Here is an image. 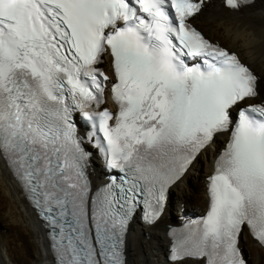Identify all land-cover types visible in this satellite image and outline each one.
I'll return each mask as SVG.
<instances>
[{"label": "snow or ice", "instance_id": "6c2138e0", "mask_svg": "<svg viewBox=\"0 0 264 264\" xmlns=\"http://www.w3.org/2000/svg\"><path fill=\"white\" fill-rule=\"evenodd\" d=\"M203 3L0 0V161L45 221L56 264H125L132 213L155 222L169 189L222 136L209 210L170 231V264H246L245 228L264 246L258 77L188 23ZM107 85L115 112L101 107ZM74 111L101 134L100 183Z\"/></svg>", "mask_w": 264, "mask_h": 264}, {"label": "bare ground", "instance_id": "6f19581e", "mask_svg": "<svg viewBox=\"0 0 264 264\" xmlns=\"http://www.w3.org/2000/svg\"><path fill=\"white\" fill-rule=\"evenodd\" d=\"M193 21L208 37L236 52L252 67L258 75V99L264 100V0H254L239 9L225 7L222 0H208ZM225 138L220 137L203 150L182 179L169 189L164 210L153 224L137 218L130 223L124 244L125 264H170L166 260L167 229L204 214L208 177L222 147L220 142ZM89 173L96 183L101 182L104 170L94 154ZM167 217L177 221L172 225L165 223ZM239 244L246 264H264V248L245 230L239 236ZM0 264H56L48 231L3 161H0Z\"/></svg>", "mask_w": 264, "mask_h": 264}, {"label": "rangeland", "instance_id": "374dc122", "mask_svg": "<svg viewBox=\"0 0 264 264\" xmlns=\"http://www.w3.org/2000/svg\"><path fill=\"white\" fill-rule=\"evenodd\" d=\"M247 64H248V63H247ZM248 65H249V64H248ZM263 87H264V86H263ZM263 87H262V88H263ZM263 92H264V89H263ZM206 176H207V175H206ZM172 193H173V191H172ZM171 201H172V200H171ZM172 202H173V201H172ZM172 205H173V206H172V209H173L175 204L172 203ZM173 214H175L174 211H173ZM175 215H176V214H175ZM167 218H168V219L165 221V223H171V225H172V223H174V222L177 221V220L170 221V220H169L170 217H167ZM177 218L179 219V217H177ZM165 223H164V224H165ZM245 250H246V249H245ZM125 254H126V250H125Z\"/></svg>", "mask_w": 264, "mask_h": 264}, {"label": "trees", "instance_id": "16d2710c", "mask_svg": "<svg viewBox=\"0 0 264 264\" xmlns=\"http://www.w3.org/2000/svg\"><path fill=\"white\" fill-rule=\"evenodd\" d=\"M244 259H245V257H244ZM246 260V259H245Z\"/></svg>", "mask_w": 264, "mask_h": 264}]
</instances>
